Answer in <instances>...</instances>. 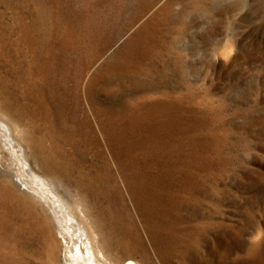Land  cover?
<instances>
[{"label":"rangeland","instance_id":"rangeland-1","mask_svg":"<svg viewBox=\"0 0 264 264\" xmlns=\"http://www.w3.org/2000/svg\"><path fill=\"white\" fill-rule=\"evenodd\" d=\"M0 115L112 263L264 264V0H0ZM16 188L0 264H59Z\"/></svg>","mask_w":264,"mask_h":264},{"label":"bare ground","instance_id":"bare-ground-1","mask_svg":"<svg viewBox=\"0 0 264 264\" xmlns=\"http://www.w3.org/2000/svg\"><path fill=\"white\" fill-rule=\"evenodd\" d=\"M16 133L0 115V140L13 158L12 166H15V169L0 166V175L5 176L12 186L17 185L18 192L36 202L40 210L52 219L62 240V260L59 264H114L102 248L104 246L100 244L102 234L98 231V226L89 224L88 215L81 208V204L75 203L76 201L71 204L67 202V188L37 174L26 150L17 141ZM121 264L138 263L127 260Z\"/></svg>","mask_w":264,"mask_h":264}]
</instances>
